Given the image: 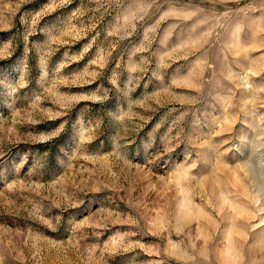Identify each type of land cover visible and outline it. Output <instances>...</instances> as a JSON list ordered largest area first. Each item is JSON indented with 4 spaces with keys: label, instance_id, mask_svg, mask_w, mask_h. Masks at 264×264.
Segmentation results:
<instances>
[{
    "label": "rangeland",
    "instance_id": "rangeland-1",
    "mask_svg": "<svg viewBox=\"0 0 264 264\" xmlns=\"http://www.w3.org/2000/svg\"><path fill=\"white\" fill-rule=\"evenodd\" d=\"M0 264H264V0H0Z\"/></svg>",
    "mask_w": 264,
    "mask_h": 264
}]
</instances>
